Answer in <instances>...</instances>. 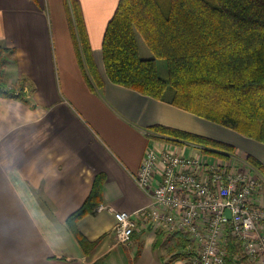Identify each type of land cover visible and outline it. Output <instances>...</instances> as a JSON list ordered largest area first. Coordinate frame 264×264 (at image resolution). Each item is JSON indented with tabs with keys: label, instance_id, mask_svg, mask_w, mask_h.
I'll return each mask as SVG.
<instances>
[{
	"label": "crops",
	"instance_id": "1",
	"mask_svg": "<svg viewBox=\"0 0 264 264\" xmlns=\"http://www.w3.org/2000/svg\"><path fill=\"white\" fill-rule=\"evenodd\" d=\"M118 0H0V47L13 50L1 79L21 88L23 100L0 97V264L168 263L150 227L117 244L113 212L150 204L134 180L147 147L164 126L226 143L235 154L264 164V146L233 130L110 82L101 60L105 26ZM79 16L86 51L99 85L89 75L75 26ZM141 58L152 53L135 34ZM167 92V97L169 96ZM168 99V98H167ZM185 154L189 145H178ZM188 147V148H187ZM188 153V154H189ZM100 177L101 203L112 211L86 214L77 229L98 239L85 255L66 219ZM228 258L225 264H247Z\"/></svg>",
	"mask_w": 264,
	"mask_h": 264
},
{
	"label": "trees",
	"instance_id": "2",
	"mask_svg": "<svg viewBox=\"0 0 264 264\" xmlns=\"http://www.w3.org/2000/svg\"><path fill=\"white\" fill-rule=\"evenodd\" d=\"M75 26L87 71L99 85L76 14ZM136 33L153 57H140ZM12 53L0 47V68ZM155 58L164 59L165 77L158 74ZM101 60L110 82L156 100L166 98L174 107L264 146V0H118L103 32ZM0 97L24 99L21 88L5 83L1 74ZM150 131L157 140L189 145L207 156L234 153L230 145L201 135L159 125ZM244 159L264 180V164L250 155ZM101 182L94 179L82 205L66 219L85 255L99 240L86 239L76 224L102 204ZM164 239L173 240L165 246L166 263L186 259V237L157 232L156 241ZM227 250V258L236 262L232 240Z\"/></svg>",
	"mask_w": 264,
	"mask_h": 264
},
{
	"label": "built area",
	"instance_id": "3",
	"mask_svg": "<svg viewBox=\"0 0 264 264\" xmlns=\"http://www.w3.org/2000/svg\"><path fill=\"white\" fill-rule=\"evenodd\" d=\"M193 150L185 155L163 140L146 148L134 180L151 202L113 212L115 242L126 245L134 232L150 227L186 237L188 264H225L230 240L237 246L234 260L264 264V180L240 155ZM103 210L112 211L103 204L95 208Z\"/></svg>",
	"mask_w": 264,
	"mask_h": 264
},
{
	"label": "rangeland",
	"instance_id": "4",
	"mask_svg": "<svg viewBox=\"0 0 264 264\" xmlns=\"http://www.w3.org/2000/svg\"><path fill=\"white\" fill-rule=\"evenodd\" d=\"M161 4H166L167 0H159ZM143 54L140 53V56H142ZM155 64H156V68H157V72L161 77H165L166 76V71H165V61L164 59L161 58H155ZM188 148V147H187ZM189 152L188 150H186L185 155H187ZM264 200V197H263Z\"/></svg>",
	"mask_w": 264,
	"mask_h": 264
},
{
	"label": "water",
	"instance_id": "5",
	"mask_svg": "<svg viewBox=\"0 0 264 264\" xmlns=\"http://www.w3.org/2000/svg\"><path fill=\"white\" fill-rule=\"evenodd\" d=\"M225 216L229 217V212L227 210L225 211Z\"/></svg>",
	"mask_w": 264,
	"mask_h": 264
}]
</instances>
